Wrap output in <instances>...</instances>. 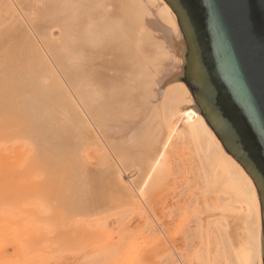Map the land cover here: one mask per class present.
<instances>
[{"label": "bare ground", "instance_id": "1", "mask_svg": "<svg viewBox=\"0 0 264 264\" xmlns=\"http://www.w3.org/2000/svg\"><path fill=\"white\" fill-rule=\"evenodd\" d=\"M0 51L4 255L38 250L42 228L24 224L36 215L33 199L38 196L53 207L48 219L69 242L73 230L82 238L91 236L87 222L93 219L128 206L154 210L160 192L173 182V154L186 155L181 146L187 144L191 152L180 162L188 163L184 177L196 185L193 212L203 230L189 264L212 263L211 235H206L211 221L220 234L224 264H264L260 190L209 125L190 87L179 80L185 77V63L189 66V47L167 0H0ZM13 68L31 75L33 85L41 80V89L16 99L12 94L20 83L12 91L5 85L11 73H18ZM28 81L22 82L25 88ZM4 89L13 93L3 95ZM66 115L70 122L58 124ZM129 171L137 176L127 184ZM58 205L64 208L61 214ZM75 216L83 217L82 223L72 227ZM132 254L140 261L143 253Z\"/></svg>", "mask_w": 264, "mask_h": 264}, {"label": "water", "instance_id": "2", "mask_svg": "<svg viewBox=\"0 0 264 264\" xmlns=\"http://www.w3.org/2000/svg\"><path fill=\"white\" fill-rule=\"evenodd\" d=\"M167 1L189 47V66L179 80L255 179L264 221V0Z\"/></svg>", "mask_w": 264, "mask_h": 264}, {"label": "rangeland", "instance_id": "3", "mask_svg": "<svg viewBox=\"0 0 264 264\" xmlns=\"http://www.w3.org/2000/svg\"><path fill=\"white\" fill-rule=\"evenodd\" d=\"M55 33L56 34L58 33L57 29L55 30ZM1 52L2 51H0V55L2 54ZM29 55H30V53H29ZM38 59L41 61V58H38ZM38 59H36V60H38ZM39 66H40V64L38 65V67ZM38 67L36 66V68H38ZM15 69L12 70V72H14ZM39 69L40 68L36 69V71L38 72ZM17 72L19 73L18 76H17V74H18ZM23 72H25V71L22 70L20 72L19 69L17 68V71H15V73H17V74H15V76H17V77L14 76V73L13 74L11 73L10 75L12 77H9V78H11L12 81H10V79H8L9 82L7 81V83L5 84L6 86H8V85L10 86L9 87L10 89H8V87L7 88L5 87L6 90L12 91V90H15V88H17V87H15V88H11V87H14L16 85L19 86V83H20L19 88H17V90H19V91H17V90L13 91L14 93L12 92L13 93L12 94L10 92L9 93L6 92V90L4 89V92L3 91L2 92L3 93L6 92L9 95L12 94L14 97L18 96L16 99L19 98V100H21V99L24 100L23 97L24 96L29 97V95H31L32 92H34L33 90H35V92H36V88L41 89L40 88V86L42 85L41 80L39 81L35 78L37 82H34L35 81L34 80L33 81L34 85H33V83L30 82V81H32L31 77H28L31 75L24 73L25 74V76H24ZM37 74H35V75H37ZM21 75L23 77H21ZM27 77L30 78V80ZM35 77H37L39 79V75L35 76ZM183 77H184V75L181 76V78H183ZM13 79H15L14 81H16L17 79H18V81H19V79L20 80L22 79V80H21V82L20 81L19 82L18 81L13 82ZM27 81H28L27 84H29V82H30L33 87L31 85H29L28 87L26 86V88H25L24 84ZM38 81L41 83L40 85L38 84ZM181 81H183V80H181ZM16 83H18V84H16ZM12 84H15V85L12 86ZM23 86L26 90L23 89ZM3 87L4 86H2V89H0V90H3ZM20 88L23 89L22 91H24V94ZM28 88H30V89H28ZM33 88H35V89H33ZM31 89H33L32 92H31ZM15 92L16 93L18 92V94H15ZM35 92H34V94H32L33 96L35 95ZM6 93L3 95H7ZM21 95H23L22 98H20ZM53 99H52V101L55 104L56 103V100H55L56 96ZM34 114H35V112H34ZM68 117L69 116L66 115L63 119L61 118V121L58 124H61V123L63 124L65 122V120H67ZM69 119L70 118H68V120H67L68 122H70ZM75 128L78 129L79 127L78 128L75 127ZM5 145H7V147H8V145H10V144L5 143L2 146L6 147ZM181 147L183 148L186 155L191 152L190 151L191 145L188 146L186 144L185 146L182 145ZM184 148H186V149H184ZM176 151L177 150H175V152L173 154V162H174V168L172 170L173 182L170 184L169 187H167L166 189H164L160 192V198H159L158 203H156L157 206L154 210L150 211L148 208H146L147 206H144V205H139V206L136 205V207L135 206H128V207H125V209H123V210H119L120 212L115 213V214H111L108 217H103V218L96 219V220L93 219L90 221L91 223L87 222V224L89 223L88 224L89 226L87 225L89 228V231L92 232L91 236H83V238H82V237H80V236H82V233L77 235V234H75L76 231L73 230L74 232L71 231L70 236H69L70 237L69 240L72 239V242H69L67 239L65 240L64 238H62V239L60 238L61 233L59 232V227L57 225H54L48 219V214H49L48 210H49V208L52 209L53 207H51L49 205L50 203L46 199L42 198V196H38V197H40L39 199H35V200L33 199V205L37 203L36 204L37 206L35 205L36 209L35 208L34 209L37 212L40 211L41 213L36 212L35 216L32 215L31 217H29L27 222L24 223L26 226H28L29 225L28 223L31 221L32 224L30 222V225L33 228L35 226H38L39 228L38 227H35V228H38L39 230L42 228L41 232H39V235H40V233H42L43 235L40 238L41 243H39V246L37 247L38 250L37 251L35 250L36 252H33L32 250L26 251L25 255H27L26 257L29 256L28 257L29 259L24 257L25 256V255H23L24 253H22V255H23L22 259H21V257H22L21 253H20V256H21L20 257L18 255V253L16 254V252H14V253H11V252L7 253L6 252L5 255L7 254L8 256L7 255L5 256L4 250H2V251H0L1 252L0 253V264H14V263L16 264V262L18 264H120L119 262L122 260L123 261L128 260V264H137L139 260L136 257L135 258H136L137 262H136V260H133L135 255L132 253H135L136 255L143 253V254H141L142 258L140 257L141 260L139 261V264H144V263L145 264H189L188 260H189L190 256L198 249V247L202 243L203 230H202V226H201V223H200L198 217L193 212L194 203H196V196L193 192H194L196 185L191 181L188 182L184 177L187 174L188 170H184L183 168L187 167L188 163L185 161L180 162L181 158L186 156V155H183L182 157H180L178 159V155H177ZM180 163H182V166L180 165ZM135 175L137 176L136 173L129 171L127 174H124V181L127 184H129L130 183L129 179H130V181H131V178L133 180L136 177ZM164 193H165L166 197L163 195ZM44 200H46V201H44ZM221 201L223 203L224 198H221L220 203H221ZM192 202H193V204H192ZM57 203L59 204L58 201H57ZM31 204H32V202H31ZM40 205H41V207L39 208L38 206H40ZM42 205H44V206H42ZM211 206H213V204H211ZM43 208H44V210H39V209H43ZM126 208H129V210ZM56 209L58 210V212L60 214L62 211H64L63 206L60 207L58 205V206H56ZM42 211L44 213H46L45 216H44V213H42ZM37 214L38 215L41 214L40 215L41 219L39 217H37ZM60 214L56 213V215L58 216L56 219L60 218V216H61ZM30 218H31V220H30ZM82 219H83V217L81 218V216H75V219H74V225L75 226L73 225L72 227H76L77 225L82 223ZM42 220L44 222H42ZM148 220H150V222ZM154 220H156V221L159 220V223L154 221ZM47 221H48V223H47ZM138 221H140V222H138ZM35 222H36V225L33 226V223L35 224ZM132 222H134V223H132ZM146 222H147V224H146ZM156 223H157V225H156ZM43 224H44V226L47 224L48 228L45 229L47 226H45V228H44V226H42ZM52 225H54V226H52ZM147 225H148V227H147ZM198 225H199V227H198ZM56 227H58V228H56ZM215 228H216L215 222L214 221L209 222L207 230H209L210 232L207 231L206 235L208 234L207 235L208 238L211 235L210 239L213 242V243L211 242L212 245H210V249H211L210 250V252H211L210 253V261L212 262L211 264H224V252H223L222 245L220 242L221 241L220 234H219L218 229L217 228L215 229ZM42 230L43 231L46 230L45 235H44V232H42ZM48 230L50 232H48ZM201 232H202V234H201ZM97 233H98V235H97ZM46 234H47V236H46ZM48 234L50 237H48ZM71 234H73V235H71ZM51 235H52V237H51ZM43 237L48 238V239H44ZM75 237L77 239H75ZM79 237H80V239H78ZM84 237L86 239L82 240V239H84ZM51 238H52V240H50ZM217 238H219V239H217ZM131 239H133V240H131ZM75 240L76 241L79 240V242L81 240V242L83 241L84 243L78 242L80 244L79 245L76 242V244L79 246H75L76 245L74 242ZM139 240H141V241H139ZM63 241L64 242L66 241L67 244H66V242L62 244ZM1 242H2V239L0 238V243ZM50 242L52 245L50 244ZM73 242H74V244H72ZM156 242H157V244H156ZM44 243L47 245L48 249H47V247H45L46 245H43ZM60 243L62 244L61 247H60ZM133 243H135V244H133ZM40 244L42 245V247H40ZM1 245H3V242ZM0 248H2V246H0ZM42 248H45V249H42ZM110 248L113 249V251ZM147 248H149V249H147ZM145 249H147V250H145ZM110 250H111V252H110ZM149 250H150V252H149ZM31 251L33 252V254ZM136 251H137V253H136ZM127 253L128 254L131 253L130 256L132 255L133 258L130 257ZM10 254L13 255L14 259H12L13 257L10 256ZM15 254H16V256H14ZM211 255H212V257H211ZM125 256H127V257H125ZM120 257H121V259H120ZM113 258H114V260H113ZM26 259L29 261H27ZM14 261H16V262H14ZM132 261H133V263H132ZM129 262H131V263H129ZM122 264H127V263L122 262Z\"/></svg>", "mask_w": 264, "mask_h": 264}]
</instances>
